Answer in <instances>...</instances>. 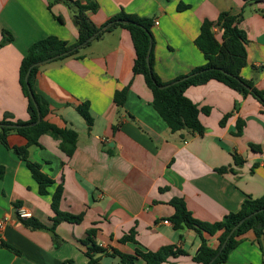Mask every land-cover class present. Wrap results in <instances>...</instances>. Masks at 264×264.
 I'll return each mask as SVG.
<instances>
[{
	"label": "crops",
	"instance_id": "1",
	"mask_svg": "<svg viewBox=\"0 0 264 264\" xmlns=\"http://www.w3.org/2000/svg\"><path fill=\"white\" fill-rule=\"evenodd\" d=\"M49 2L0 0V42L4 31L13 36L0 48V121L6 113L16 120L29 119L20 67L31 45L49 36L69 45L78 40L74 12L61 2L50 11ZM94 2L98 9L88 15L99 27L122 11L154 21V67L165 83L206 64L195 44L205 20L217 22L222 13H242L240 28L247 34L249 65L241 75L264 91V0ZM181 5L185 9L180 10ZM54 16L62 17L63 23ZM214 30L220 39V27ZM79 55L83 56L41 66L34 85L50 104L47 120L79 134L72 157L49 135L41 137L40 146L29 148L30 160L56 181L50 195L39 194L27 164L0 141V220H6L0 230V264H87L80 241L92 227L98 228L99 245L110 252L134 254L137 245L122 244L120 239L135 229L143 250L174 246L187 252L163 264H199L193 257L201 239L193 230L174 228L169 219L175 209L170 202L183 198L195 218L214 223L238 212L248 197L264 196V107L253 97L243 98L223 83L210 81L185 93L199 108L211 109L209 115L199 116L205 134L174 133L154 109L153 93L144 77L133 72L136 53L128 30L105 33ZM126 87L129 92L121 109L114 97ZM83 103L90 106L92 127L77 112ZM229 113L226 126H221ZM239 119L245 122L244 132L235 136ZM8 143L11 148L23 147L27 140L11 134ZM251 144L260 150H253ZM234 154L244 164L237 165ZM58 184L64 185L61 211L84 218L81 224H59L56 239L47 229L26 227L19 210L52 226V193ZM219 236L204 235L214 249L220 246ZM262 245L263 249L249 231L221 264H264ZM108 263L120 264V259L104 257L103 264ZM136 264L145 262L138 258Z\"/></svg>",
	"mask_w": 264,
	"mask_h": 264
},
{
	"label": "trees",
	"instance_id": "2",
	"mask_svg": "<svg viewBox=\"0 0 264 264\" xmlns=\"http://www.w3.org/2000/svg\"><path fill=\"white\" fill-rule=\"evenodd\" d=\"M60 2L74 12V23L79 32L77 42L69 45L68 42L56 36H49L31 45L20 67V85L24 96L28 100L29 119L27 121L16 120L12 114L6 113L4 119L0 121L1 143L13 150L27 164L39 186V194L41 196L50 195V189L56 185V181L43 171L41 164L30 160L29 148L40 146L41 137L49 135L59 141L60 149L67 157H72L77 149L79 134L74 129L60 128L47 120V116L50 113V104L34 89L41 66H36L32 69L28 82L26 81V76L32 66L48 59L58 57L55 61H61L69 57H82L83 55H79L81 49L91 45L88 40L92 37L99 39L105 33L117 28H123L130 32L136 53L133 72L135 75L144 77L146 85L153 93L154 109L174 133L188 130L193 134H205L206 129L201 123L199 116L201 113L209 115L211 109L199 108L185 93L190 87L205 85L210 81L223 83L238 92L243 98L253 97L264 107V91L257 88L254 81L246 80L241 75L243 69L249 65L247 34L240 28L244 18L242 13L239 15H233L229 12L222 13L217 22L205 20L195 44L203 53L206 64L196 67L189 74L180 76L172 82L165 83L161 80L154 67L153 47L155 38L152 31L154 21L151 18H143L122 11L99 27L93 23L88 15L89 11L96 12L98 9V5L94 0H87L85 4L77 0H50L49 10L52 11L53 6ZM179 9L183 10L185 6L181 5ZM54 17L63 23L62 17ZM216 26L220 27L222 32L220 39L214 30ZM12 41L13 36L9 32L4 31L0 48ZM80 46L83 47L79 48ZM148 58L150 59L151 69L148 66ZM29 86L34 98L31 97ZM128 92L129 87H126L115 93V104L121 109L125 105ZM38 110L41 113V122L31 127L30 125L38 120ZM236 111H238L237 107H235ZM77 112L83 117L89 127L93 126L94 118L88 103L78 106ZM231 116L232 113L225 115L220 122L221 126H226ZM13 125L22 127H9ZM244 127L245 122L239 119L236 131L233 134L242 136ZM11 134L24 137L27 140V144L23 147L11 148L8 143V137ZM250 146L253 150H260L259 146L253 144ZM233 156L237 165L244 164L245 160L242 157L237 154ZM0 171L1 173L3 172L1 167ZM63 194L64 185L58 184L52 193L51 207L54 212V217L51 219L52 226L49 227L35 218H20V220L28 228L51 231L57 239L56 228L59 224L62 222L81 224L84 218L83 215H74L61 211L60 206ZM170 204L175 209V213L169 219L174 228L176 230H193L201 239L200 250L193 257L194 261L199 264H221L227 262L231 253L242 242V236L249 231L255 233L258 244L263 249L264 196L259 198L248 197L238 212L230 213L222 220L214 223L204 222L195 218L183 198H174ZM243 220L244 222L240 224ZM239 224L240 226L230 236L232 230ZM98 232V228L92 227L87 231L86 238L80 241L86 248L87 264H103L104 257H118L120 264H136L138 258L142 259L145 264H163L171 257L187 254L185 250L174 246L164 247L157 252L143 250L136 239L137 232L135 229H132L120 239L122 244L132 243L137 245L134 254L122 253L116 249H112L110 252L97 242ZM219 233L220 246L214 249L209 245L204 235L215 236Z\"/></svg>",
	"mask_w": 264,
	"mask_h": 264
},
{
	"label": "water",
	"instance_id": "3",
	"mask_svg": "<svg viewBox=\"0 0 264 264\" xmlns=\"http://www.w3.org/2000/svg\"><path fill=\"white\" fill-rule=\"evenodd\" d=\"M94 39H95V37H92V38H90V39L88 40V42H91V41H93ZM86 44H87V43H86ZM81 47H83V46H80L79 48H81ZM66 54H67V53H66ZM61 56H63V55H61ZM57 58H58V57L51 58V59H48V60H46V61H44V62H40V63H38V64L32 66V67L30 68V70H29L27 76H26V81H27V82L29 81V76H30L31 71H32V69H33L34 67H36V66H43V65L49 64V63L55 61ZM147 62H148V66H149V68L151 69L150 59H149V58H148ZM162 88H164V87H162ZM248 89H250V88L248 87ZM29 90H30L31 97L34 98V95H33V92L31 91L30 86H29ZM41 119H42V117H41V113H40V111L38 110V120H37V122L32 123L30 126H31V127L36 126L37 124H39V123L41 122ZM9 127L17 128V127H22V126H19V125H13V126H9ZM243 222H244V220H243L240 224H242ZM240 224L237 225V226L232 230L230 236H231V235L237 230V228L240 226ZM230 236H229V237H230ZM224 246H225V245H224Z\"/></svg>",
	"mask_w": 264,
	"mask_h": 264
},
{
	"label": "built area",
	"instance_id": "4",
	"mask_svg": "<svg viewBox=\"0 0 264 264\" xmlns=\"http://www.w3.org/2000/svg\"><path fill=\"white\" fill-rule=\"evenodd\" d=\"M155 24H158V23H155ZM19 215H20V218H25V219H28L29 217H31V214L24 209L19 210ZM5 223H6L5 219L0 220V230H2L4 228ZM164 223L167 225L170 224L169 221H164Z\"/></svg>",
	"mask_w": 264,
	"mask_h": 264
},
{
	"label": "rangeland",
	"instance_id": "5",
	"mask_svg": "<svg viewBox=\"0 0 264 264\" xmlns=\"http://www.w3.org/2000/svg\"><path fill=\"white\" fill-rule=\"evenodd\" d=\"M70 10H72V9H70ZM73 11V10H72ZM108 264H110V263H108Z\"/></svg>",
	"mask_w": 264,
	"mask_h": 264
}]
</instances>
